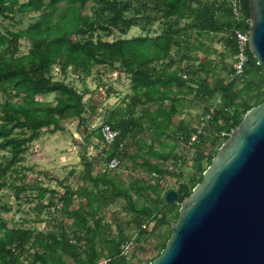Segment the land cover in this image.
I'll return each instance as SVG.
<instances>
[{
  "label": "trees",
  "instance_id": "16d2710c",
  "mask_svg": "<svg viewBox=\"0 0 264 264\" xmlns=\"http://www.w3.org/2000/svg\"><path fill=\"white\" fill-rule=\"evenodd\" d=\"M240 2L249 20L250 0ZM88 3L93 4L91 14L84 13ZM32 12L43 13V16L27 29L0 32V94L7 98L3 102L0 100V151L11 153L9 160L4 157L0 161V188L6 187L7 175L44 129L63 132L64 120L78 119L81 124L86 121L84 98L90 91L80 92L64 81H55L52 75L55 66L63 75L71 69L83 80L92 75L95 66L111 68L129 77L133 94L128 105L112 111L105 120L119 133L106 163L125 154L129 138L150 133V139L158 143L159 148L140 142L139 148L145 154L133 155V158L137 156L142 161L141 166L157 186L141 178L126 187L121 178L112 177L111 173L94 175V164L83 152L81 160L85 173L81 179L93 188L73 191L66 187L59 199L63 212L74 220L72 225L60 223L57 231L9 228L0 217V264H67L65 257L76 264H99L102 259H109L107 264H127L126 259L120 257L121 247L127 241L123 230L107 243V254L99 248L98 239L104 240L109 231L100 212L116 200L124 199L136 212V224L142 234L147 233L148 225L154 221L157 226H170L169 216L177 210L178 220L180 206L167 203L165 195L171 190L164 191L161 196L158 188L163 187L160 179L177 174L168 168L170 162L185 166V158L177 154L178 146L188 145L186 148L195 151L193 166L202 174L192 186L185 183L179 186V202H182L202 183L203 174L217 153L205 155L204 147L215 143L217 138H222L224 143L245 114L264 102V73L262 76L259 73L264 69L250 50L249 63L241 80L222 78L218 74L210 82L208 74L212 70L206 68L214 64L212 61H199L194 70L191 62L197 63L196 58L178 55V51L188 46L183 33L193 28L200 37L208 36L213 40L220 36L218 42L228 48L234 58L235 40L231 31L246 30L249 24L242 26L226 3L217 7L215 0H0V16ZM186 20L190 23L182 27L181 23ZM161 22L163 32L153 36L152 27ZM132 28H139L146 35L114 41L99 35L102 33L106 38L115 33L127 35ZM22 40L31 43L26 54H20ZM174 49L177 50L175 55L172 54ZM206 53L209 54V50ZM221 57L224 62V55ZM223 70L232 76V66ZM203 72L206 77L197 78ZM97 76L103 79L100 71ZM12 94L21 102L11 101ZM48 94L56 95L54 102L37 100ZM193 94L204 105L205 112L209 111L210 101L219 99L220 104L213 118L214 126L209 129L210 135H202L197 143L190 145L195 127L184 120L175 126L174 118ZM13 129L30 134L15 137L11 135ZM100 131L101 127L87 136L86 144H91V138L102 143ZM203 161L208 163L205 168ZM150 189L156 196L154 205L138 206L132 192L143 195ZM49 192L55 193L41 189L39 195L44 198ZM75 196L84 197L85 203L71 210Z\"/></svg>",
  "mask_w": 264,
  "mask_h": 264
},
{
  "label": "rangeland",
  "instance_id": "374dc122",
  "mask_svg": "<svg viewBox=\"0 0 264 264\" xmlns=\"http://www.w3.org/2000/svg\"><path fill=\"white\" fill-rule=\"evenodd\" d=\"M20 1L27 2L29 0ZM92 5V3H88L84 13L91 14ZM41 16H43V13L35 12L26 15L0 16V32L25 30ZM187 23H190V20L183 21L181 26L184 27ZM162 32V22L152 27L151 34L153 36ZM99 35L105 40L114 41L117 38L131 39L137 36H145L146 33L139 28H132L127 35L115 33L109 38H106L102 33ZM183 37L187 38L188 46L182 51H178V55H189L193 59L196 58L197 63L193 64L191 62L194 70L198 68L199 61H212L214 64L206 68L212 70L208 74L210 82L215 77L214 75L218 74L222 78H232L231 74L229 76L223 69L233 67L234 58L231 57L230 50L218 42L220 36L215 37L213 40L208 36L200 37L197 30L192 28L184 32ZM30 48L31 43L28 40H22L20 54L28 53ZM206 50H209L210 53L207 54ZM172 54H177V50L174 49ZM222 55H224V62L222 61ZM99 71L100 75H103V79L97 76ZM259 73L262 76L264 72L260 71ZM52 75L55 81H64L80 92L85 89L90 91V94L84 98L86 105L84 119L86 121L81 124L78 119L64 120L62 121L63 132L52 133L51 130L44 129L41 137L29 145L28 151L23 154L21 161L7 175L5 179L6 187L0 188V217L9 228L24 227L40 231H57L60 223H64L66 226L72 225L74 220L63 212L59 199L65 193L66 187H70L73 191H77L82 187L93 188L92 185L83 182L81 179L85 173L81 155L85 152L86 157L94 164V175L103 173L108 158L102 152V144L96 138H91V144L89 145L86 144L85 138L105 123L106 117L115 110V105H120L122 98L133 94L129 77L125 74H119L111 68L105 69L104 67L95 66L92 75L85 80L81 77L78 78L71 69L66 75H63L57 66L53 68ZM198 77H206V73L203 72ZM55 97V94H48L38 97L37 100L54 102ZM116 98L118 100L114 102ZM5 99L7 98L0 94L1 102ZM9 99L13 102H21V99L16 98L13 94ZM169 103L167 102V105ZM219 104L220 100L214 99L209 102L208 107L209 109L218 108ZM204 115H207V112L204 111V105L200 104L193 94L186 99L184 108L181 113L175 116L174 123L175 126H178L177 124L184 120L191 127H196ZM213 126L214 123L211 122L210 128ZM209 129L205 135H210ZM11 133L15 137L30 134L29 131L22 129H13ZM150 137V133H144L129 138L125 144V154L118 157L121 163L120 168L115 172H111L110 175L121 178L126 187L131 186L135 179L141 178L145 179L150 185H156L155 180H152L146 169L141 166L142 161L137 156L135 159L133 158V155L145 154V151H141L139 148L140 142H146L159 148L158 143ZM222 143L223 139L217 138L215 143L210 142L207 144L204 147L205 155L217 152ZM187 146H178L177 154L181 153L183 155L185 166H182V163L175 165V162H170L168 168L171 169L172 173L177 174L176 176L170 175L164 180L168 187H160L162 185L158 186L160 188L157 187L161 196L168 189L177 191L183 183L192 186L193 181H197L202 177V174L193 166L195 151L186 148ZM4 157L9 160L11 153L0 151V161L5 159ZM207 165V161H203V167L205 168ZM41 189H49L55 193L49 192L44 198H41L39 195ZM101 189L103 188L101 187ZM100 190L97 189V191ZM132 196L138 206H152L156 200V196L151 189L143 195H135L132 192ZM82 203H85V198L75 196L70 209H79ZM176 215L177 210L169 216L170 221L176 222ZM99 216L103 218L104 224L109 229L104 240L98 239L99 248L104 249L106 254L108 253L107 243L117 237L120 230L124 231L127 241L133 240L134 245L130 258L125 260L127 264H149L159 256L163 246L171 236V227L169 225L157 226L156 221L151 222L147 227V233L142 234L136 224V212L128 206L124 199H118L106 206ZM68 232L71 233V230L68 229ZM120 257L122 256L120 255ZM65 260L67 264H76L71 258L65 257ZM103 260L109 259H102L101 261Z\"/></svg>",
  "mask_w": 264,
  "mask_h": 264
},
{
  "label": "water",
  "instance_id": "95a60500",
  "mask_svg": "<svg viewBox=\"0 0 264 264\" xmlns=\"http://www.w3.org/2000/svg\"><path fill=\"white\" fill-rule=\"evenodd\" d=\"M248 46L264 69V0H250ZM165 249L150 264H264V102L221 145L202 183L179 202Z\"/></svg>",
  "mask_w": 264,
  "mask_h": 264
},
{
  "label": "built area",
  "instance_id": "2783aa9c",
  "mask_svg": "<svg viewBox=\"0 0 264 264\" xmlns=\"http://www.w3.org/2000/svg\"><path fill=\"white\" fill-rule=\"evenodd\" d=\"M216 6H221L224 3L232 10L236 20L243 26L249 24L242 11V5L240 0H215ZM248 29L237 28L231 31V37L235 40V56L233 62V73L232 78L241 80L246 71V67L249 63V46L247 38ZM217 108H210L207 112V115H204L198 125L195 127V132L191 136L190 144L197 143L200 136L205 135L208 129L210 128V123L213 122L214 115ZM101 136H102V152L108 156L114 146L118 132L114 131L111 125L104 123L101 126ZM120 160L115 157L105 163L103 173L115 172L120 168ZM154 178H157L156 175H153ZM152 178V176H151ZM164 188L168 187L167 183L164 180L160 179L159 182ZM134 245L133 240L124 242L121 247V256L125 259L130 258V253ZM109 260L100 261L99 264H107Z\"/></svg>",
  "mask_w": 264,
  "mask_h": 264
},
{
  "label": "crops",
  "instance_id": "0c3cea01",
  "mask_svg": "<svg viewBox=\"0 0 264 264\" xmlns=\"http://www.w3.org/2000/svg\"><path fill=\"white\" fill-rule=\"evenodd\" d=\"M130 97H131V95H126V97L122 98L121 102H120V105L119 106L115 105L116 106V107H114L115 110H118L120 108H125L128 105L129 101H130ZM117 100L118 99L116 98V101H114V102H117Z\"/></svg>",
  "mask_w": 264,
  "mask_h": 264
}]
</instances>
